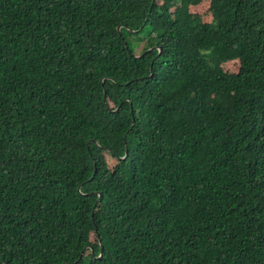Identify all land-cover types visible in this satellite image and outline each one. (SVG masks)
Returning a JSON list of instances; mask_svg holds the SVG:
<instances>
[{"label":"trees","instance_id":"trees-1","mask_svg":"<svg viewBox=\"0 0 264 264\" xmlns=\"http://www.w3.org/2000/svg\"><path fill=\"white\" fill-rule=\"evenodd\" d=\"M207 1L0 0V264H264V0Z\"/></svg>","mask_w":264,"mask_h":264},{"label":"rangeland","instance_id":"rangeland-1","mask_svg":"<svg viewBox=\"0 0 264 264\" xmlns=\"http://www.w3.org/2000/svg\"><path fill=\"white\" fill-rule=\"evenodd\" d=\"M207 0H201L199 4H197L195 7L196 11H205L207 8ZM142 45L138 46L137 48H140ZM222 66L224 69L232 71L237 68V60L236 58H229L228 60L224 61L222 63Z\"/></svg>","mask_w":264,"mask_h":264},{"label":"water","instance_id":"water-1","mask_svg":"<svg viewBox=\"0 0 264 264\" xmlns=\"http://www.w3.org/2000/svg\"><path fill=\"white\" fill-rule=\"evenodd\" d=\"M126 154H127V150L125 151V154H124V156H126ZM123 156V157H124ZM101 250H102V246H100V253H99V255L98 256H100L101 255Z\"/></svg>","mask_w":264,"mask_h":264}]
</instances>
